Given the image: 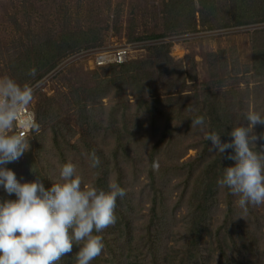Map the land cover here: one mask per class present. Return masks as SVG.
Instances as JSON below:
<instances>
[{"label":"trees","instance_id":"trees-1","mask_svg":"<svg viewBox=\"0 0 264 264\" xmlns=\"http://www.w3.org/2000/svg\"><path fill=\"white\" fill-rule=\"evenodd\" d=\"M160 11L162 31L137 38L259 24L248 32L250 61L242 62L236 43L207 51L201 78L194 55L176 58L171 55L173 44L164 42L152 46L144 58L94 65L89 82L74 81L56 95L39 93L29 105L40 131L27 137L25 180L37 178L44 149L56 151L62 164L84 163L95 177L91 186L98 189L107 190L110 181L125 189L127 176L146 175L149 218L140 221L128 193L118 198L116 223L99 233L104 249L91 264H264V235L237 217L235 196L217 183L224 168L234 166L227 158L234 150L211 151L212 143L205 138L216 132L222 142H230L232 127L247 124L245 111L264 115V0H162ZM104 38L96 25L33 36L10 61L9 77L32 85L69 55L99 46ZM32 67L35 76L28 75ZM198 116L205 118V125L192 127ZM254 132L264 133V125L257 124ZM256 144L260 150L264 139ZM190 149L196 150L195 156L181 162ZM93 152L100 160L96 168L91 167ZM74 154L83 160L70 161ZM3 167L17 173L16 161ZM40 179L45 188L51 187L49 179ZM172 189L179 197L170 206ZM221 194L224 219L213 229ZM6 199H16L15 194L9 196L0 186V201ZM181 205L185 211L178 219ZM77 251L74 245L57 264H76Z\"/></svg>","mask_w":264,"mask_h":264},{"label":"clouds","instance_id":"clouds-1","mask_svg":"<svg viewBox=\"0 0 264 264\" xmlns=\"http://www.w3.org/2000/svg\"><path fill=\"white\" fill-rule=\"evenodd\" d=\"M36 71L32 67L28 75L35 76ZM33 99L34 89L29 84L0 77V186L16 197L0 201V264H57L72 253L74 245L78 247L76 264H91L104 249L99 233L116 223L117 199L126 191L111 181L107 190L85 186L72 162L59 165V180L50 188H45L39 177L22 183L14 171L3 167L19 160L30 148L27 135L16 132L17 122L30 132L40 131L35 114H25ZM243 115L247 124L232 127L230 142H222L216 132L205 138L212 143L211 151L224 154L227 149L234 150L227 157L234 166L224 168L217 183L238 197L237 205L246 212L249 205H264V146L258 150L256 144L264 139V133L258 136L254 132L257 124L264 125V115L255 109ZM203 125V116L192 120V127ZM90 159L91 167L99 166L94 152ZM152 167L158 170L159 164L154 162Z\"/></svg>","mask_w":264,"mask_h":264},{"label":"rangeland","instance_id":"rangeland-1","mask_svg":"<svg viewBox=\"0 0 264 264\" xmlns=\"http://www.w3.org/2000/svg\"><path fill=\"white\" fill-rule=\"evenodd\" d=\"M161 1L0 0V77L10 75L8 69L10 61L25 48L29 41L33 39V36H56L67 27L78 29L88 25H96L103 30L105 35L103 43L69 55L44 78L30 85L34 89L32 103L35 102V98L39 93L56 95L59 89H66L65 87L74 81L81 79L83 82H89L90 74L96 69L93 68L95 54L89 52L93 50L95 52L111 51L130 44L132 47L130 59H140L148 55L152 46L170 42L173 44L172 56L182 58L187 53L195 56L201 78L206 75L203 58L207 51L217 50L220 47L236 43L242 62L248 63L250 61L248 32L259 24L225 30H200L173 34L167 38H137L162 31ZM27 152L16 161L17 179L22 183L27 182L25 180ZM195 154L196 150L190 149L188 154L181 159V162L189 160ZM74 155L70 161L78 160L79 162L83 160L78 154ZM39 163V172H35L36 177L41 178V175H43V177L49 179L48 183L51 186L53 182H58L59 165H62V162L59 160L57 152L44 149ZM78 167H76L77 174L83 178L84 185L91 186L95 177L92 176V173L90 174L89 169L87 173L84 163ZM147 183L148 178L145 174L138 176L130 174L125 179V191L128 193V198H132L134 201L135 215L141 218V222L149 218V197L146 193H143L144 188H148L146 187ZM168 193L167 203L173 206L179 196L174 189ZM237 200L238 197L235 196L237 217L248 223L259 235H264V205L259 207L249 205L245 212L237 205ZM177 209L176 215L179 219L180 213L185 211V206L181 205ZM225 209L224 195L221 194L218 206L213 212V229L223 221ZM174 220L173 218L172 221ZM171 239L173 238H167L170 245L173 243ZM212 245L217 253L218 249L215 243Z\"/></svg>","mask_w":264,"mask_h":264},{"label":"built area","instance_id":"built-area-1","mask_svg":"<svg viewBox=\"0 0 264 264\" xmlns=\"http://www.w3.org/2000/svg\"><path fill=\"white\" fill-rule=\"evenodd\" d=\"M91 52V54H95V58L93 60V64L97 65V66H103V65H107V64H111V63H124L127 62L130 57H131V53H132V47L130 44H126L123 46H120L116 49H113L111 51H102V52H98L95 50L93 51H89ZM34 113V110L28 106L25 109V114L26 113ZM24 116L22 114L21 119H23ZM16 132L17 133H24L28 136L31 135L32 131H28L26 129L23 128L22 124L20 122H17V127H16Z\"/></svg>","mask_w":264,"mask_h":264}]
</instances>
